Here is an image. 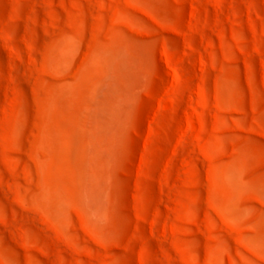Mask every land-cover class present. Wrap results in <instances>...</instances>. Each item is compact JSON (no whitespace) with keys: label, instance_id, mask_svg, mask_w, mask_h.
I'll use <instances>...</instances> for the list:
<instances>
[{"label":"rangeland","instance_id":"rangeland-1","mask_svg":"<svg viewBox=\"0 0 264 264\" xmlns=\"http://www.w3.org/2000/svg\"><path fill=\"white\" fill-rule=\"evenodd\" d=\"M0 264H264V0H0Z\"/></svg>","mask_w":264,"mask_h":264}]
</instances>
